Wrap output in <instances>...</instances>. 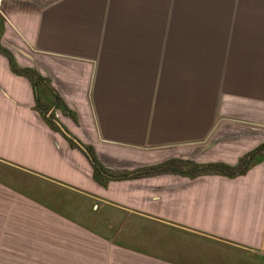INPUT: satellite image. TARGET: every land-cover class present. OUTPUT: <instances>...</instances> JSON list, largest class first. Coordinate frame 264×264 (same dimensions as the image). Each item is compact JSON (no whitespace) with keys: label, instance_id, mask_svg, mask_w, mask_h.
<instances>
[{"label":"crops","instance_id":"crops-1","mask_svg":"<svg viewBox=\"0 0 264 264\" xmlns=\"http://www.w3.org/2000/svg\"><path fill=\"white\" fill-rule=\"evenodd\" d=\"M0 19L77 121L37 109L0 54V264H264V157L234 178L135 177L264 144V0H0ZM50 115L128 177L96 181Z\"/></svg>","mask_w":264,"mask_h":264},{"label":"trees","instance_id":"trees-1","mask_svg":"<svg viewBox=\"0 0 264 264\" xmlns=\"http://www.w3.org/2000/svg\"><path fill=\"white\" fill-rule=\"evenodd\" d=\"M0 54L5 56L9 62L10 69L13 73L26 77L32 84L37 96L36 107L39 110H43L45 106L41 104L39 97L41 96L38 91L40 84L46 82L47 79L42 78L37 72L33 69H21L17 67V64L12 56V54L0 44ZM37 89V90H36ZM52 104L55 108L61 110L64 115L69 116L74 119V114L63 104L61 99L57 94L52 96ZM45 121L57 131L55 127L54 116L50 115L48 117L44 116ZM70 145L74 148L77 146L68 139ZM86 156L89 159L93 167V175L96 181L104 184L109 179H122L127 178V174L114 173L109 170H106L97 160L93 149L90 146H85ZM264 157V144L257 147L251 152H248L243 157L240 158L239 162L236 165H227L224 163H207V164H195L191 161H182V160H168L154 166L147 168H142L136 171L135 177H141L144 175H157L163 173H174L180 174L188 177H196L201 175H221L228 178H234L237 176L244 175L254 164Z\"/></svg>","mask_w":264,"mask_h":264},{"label":"rangeland","instance_id":"rangeland-1","mask_svg":"<svg viewBox=\"0 0 264 264\" xmlns=\"http://www.w3.org/2000/svg\"><path fill=\"white\" fill-rule=\"evenodd\" d=\"M3 20H1L0 19V44H1V35H2V28H3ZM2 45V44H1ZM19 55V54H18ZM36 55L35 54H33V58L35 57ZM29 57V56H28ZM23 58L24 59H26L27 61H29V59L27 58V56H25V55H23ZM41 95V94H40ZM43 95H41V98H42V100H41V104H44L45 106H48L49 104H51L52 103V99H51V96H48V97H42ZM47 113V112H46ZM72 119V118H71ZM54 120H58L62 125H64L63 123H62V121H63V119H62V117L59 115V117L58 118H55L54 117ZM75 123H77V121H76V118H75V115H74V119H72ZM63 122H66L65 120L63 121ZM65 127V126H64ZM66 128V127H65ZM67 129V128H66ZM75 137V136H74ZM77 137V136H76ZM75 139H77V138H75ZM78 140V139H77ZM161 153H162V151H160ZM160 154V153H159Z\"/></svg>","mask_w":264,"mask_h":264},{"label":"water","instance_id":"water-1","mask_svg":"<svg viewBox=\"0 0 264 264\" xmlns=\"http://www.w3.org/2000/svg\"><path fill=\"white\" fill-rule=\"evenodd\" d=\"M53 111V109H52ZM51 111V112H52ZM55 125L59 128L60 132L69 140H71L73 143L76 144V146L82 150L83 152H86L85 147L77 140L75 137H73L66 129L65 127L57 120L55 121Z\"/></svg>","mask_w":264,"mask_h":264},{"label":"built area","instance_id":"built-area-1","mask_svg":"<svg viewBox=\"0 0 264 264\" xmlns=\"http://www.w3.org/2000/svg\"><path fill=\"white\" fill-rule=\"evenodd\" d=\"M263 212H264V204H263Z\"/></svg>","mask_w":264,"mask_h":264}]
</instances>
